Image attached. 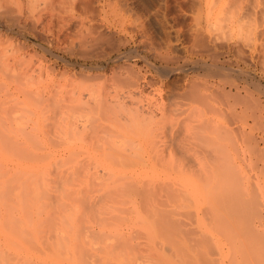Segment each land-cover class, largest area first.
I'll return each instance as SVG.
<instances>
[{"label": "rangeland", "instance_id": "obj_1", "mask_svg": "<svg viewBox=\"0 0 264 264\" xmlns=\"http://www.w3.org/2000/svg\"><path fill=\"white\" fill-rule=\"evenodd\" d=\"M0 16L6 21L9 16L18 18L15 25L9 22L6 25L4 20L1 22L5 26L0 24V66L5 62L11 66L9 74L0 76V157L9 158L4 168L12 170L11 174L16 171V164L24 166L26 173L21 182L29 185L25 192L13 189V194L22 201L25 198L31 200L36 190L43 189L42 181L48 185V194L51 195L58 185L83 189L91 184L92 175L98 170L104 179L107 169L94 167L92 161L100 157V153L106 154L103 151L105 146L107 150L111 148L104 143L112 136L107 137L105 134L108 133L104 134L102 130L106 129L111 135L115 131L124 133L122 126L126 121H120V118L124 113V117L129 112L132 115L133 106L138 105L140 107L136 108H141L140 111L136 108L134 111L136 109L140 117L145 116L144 119L138 118L144 123L142 126V122L138 123L140 129L137 125L136 129L132 128L133 133L130 131L124 134L127 137L123 136L133 141L130 142L133 148L125 139L122 140L125 145L119 139L117 142L123 145L118 144L119 149L114 137L115 141L111 143V138L109 144L111 152L114 147L122 153L125 146L131 147L125 149V153L129 152L127 157L138 156L140 161L131 157L129 165L125 160L126 164L118 168L109 166L113 171L108 174H113V179L108 181L109 187L159 188L182 177L186 182L188 175L196 178L206 173L204 177L212 178L213 189L208 193L211 201L200 200L202 208L206 210V203L212 205V199L217 200L216 204L223 200L220 205L224 204L233 211L224 210L220 205L219 208L223 207L222 210L231 215L234 212V215H240L226 214L228 218L231 216L228 221L233 218V226L243 229L240 224L244 223L239 218L245 216V225L249 224V228L253 225L254 234L249 235L248 230L244 236L237 233L239 237L236 234L237 238H233L237 229L234 228V232L232 225L229 228V223L223 224L227 220L225 217L223 221L220 212V225L227 229L219 225V231L230 229L232 236L221 232L214 236L215 240L214 237L212 240L210 237L197 239L204 242L202 244L208 246V250L213 246L209 253L205 247V255L211 258L216 249L217 255L214 253L212 257L218 260L216 264H223V261L224 264H264V251L259 244L264 240V0H0ZM131 82L136 86L131 88L135 91L131 95L132 103L127 101L130 107L123 106L127 110L125 108L122 112L114 107L117 110L110 108V111L106 107L107 110L102 108L104 111H101L92 106L97 97L126 95ZM191 88L193 94L205 96L202 101L196 95L194 102L191 101ZM24 89L32 92L28 104L21 103ZM197 89L200 95L194 91ZM116 111L122 115L118 124V118H113ZM135 112L132 116L136 115ZM219 126H225V130L229 127L235 138L231 140L233 142L219 134L223 132ZM100 132L107 138L106 142L103 139V149L99 146L102 141ZM131 133H138L139 137L135 138ZM219 135L224 137V143L211 140V136L219 138ZM228 135L232 137L230 133ZM163 145L168 148L164 149ZM113 152L117 154V150ZM67 154L78 158H74L76 161L69 159ZM61 158L69 159L65 160L67 165L65 162L62 165L63 160L60 166ZM82 161L84 165L91 163V166L82 165ZM231 161L245 180H233L232 174L236 172H231ZM204 165L210 168V173L207 167L203 168ZM77 166L85 168L80 167L78 171ZM69 168L70 171L75 168V171L70 172ZM226 168L230 170L227 172ZM224 170L229 174L228 179L232 177L228 181ZM248 177L250 179L246 181ZM238 180L245 184L244 188ZM105 190L97 188L93 193L96 199L88 200L90 204L94 202L90 205L92 209L95 204L100 202L95 205L97 207L103 203ZM99 197L101 200L97 201ZM249 197L253 202L251 198L248 200ZM155 198V204L163 199L160 196L161 199ZM133 200L130 201L133 203ZM246 200L251 202L252 209ZM44 202L47 209L54 206L50 197H45ZM28 203L23 209L17 204L1 207L14 212L12 226L24 225L19 219L23 217L27 223V217H30V223L44 231L47 221L40 226L41 222L32 219V206L26 208ZM107 205L115 208L111 206L104 210L102 205L91 210L87 205L89 209L84 213L88 216L86 219L83 214L82 225L96 231L98 216L125 214L131 217V222L122 224L117 221L122 224L124 233L141 232L142 239L136 238L135 242L146 241L143 229L132 218L135 215L126 211L132 207L130 203ZM190 206L189 202L186 211L194 210ZM122 208L124 212L121 214ZM200 241L197 242L201 244ZM44 244L40 248L26 236L23 244L26 252H21L20 259L13 253L8 257L14 263L19 260V264H42L40 257L47 251ZM160 244L156 242V246H162ZM72 253L80 264H127L129 260L120 248L103 252L86 246ZM201 256L205 257L204 254Z\"/></svg>", "mask_w": 264, "mask_h": 264}, {"label": "bare ground", "instance_id": "obj_2", "mask_svg": "<svg viewBox=\"0 0 264 264\" xmlns=\"http://www.w3.org/2000/svg\"><path fill=\"white\" fill-rule=\"evenodd\" d=\"M7 11L9 13H11V10H7ZM2 20H4V17L0 16V24H1V26H5L4 24L8 25V22H9V24L16 22V20H18V18H16L15 16H9V21L4 20V24H2V22H1ZM14 25H15V23H14ZM23 25H25V24H23ZM20 27L23 28L24 26L22 27L20 25ZM10 71H11V66L7 62L3 63V65L0 66V76L9 74ZM132 83L133 82H131L130 85L127 83L129 85V86L128 85L127 86L130 89H128L126 91V93H125L126 95H124L122 93L120 96L115 95V96L110 97V98H107V97L99 98V97H97L96 99H94V103H95L94 105L95 106L92 104L91 105L93 107H95L97 110H101L102 108L106 109V107L109 109L117 107V108H120L122 110V112L125 108L127 110V107H130V106H127V103L128 102L132 103V100H131L132 96L131 95H133L135 92V91H131V88H133V86H136V85H133L135 83H133V84ZM194 86H195V84H194ZM194 86L192 85L193 89H194ZM192 88H191L192 92L190 91V94L193 96H190V94H189V97H190V99H192L191 101L194 102V98H196L198 95L196 94V92L193 94ZM197 88L200 90L199 87H197ZM234 88H237V86H235ZM198 89L194 90V91H197V93L199 94L200 92H198ZM235 90L238 91V88ZM239 91H241V90H239ZM21 92H23L22 93L23 100L21 101V103L28 104L29 99L32 97V92H30L27 89H24ZM195 95H196V97H195ZM235 95H237V94H235ZM202 96H200V97L198 96L200 99L198 97H197V99L199 101H202L203 98L205 97V96L204 97H202ZM191 97H193V98H191ZM197 99H196V101H197ZM125 104L127 107L125 106V108L123 109V106ZM82 105L84 106L85 103H83ZM137 106L138 105L133 106V107L136 108ZM139 107L140 106H138V108ZM85 108L90 109V107L89 108L85 107ZM117 108H114V111L117 110ZM134 108H132L133 109L132 115L134 114L135 111H137V110L140 111V109H141V108L140 109L136 108L137 110L135 109V111H134ZM110 111H111V109H110ZM120 111H119V113H118V111H116V112L120 115ZM142 111H144V110L142 109ZM116 112L113 114V115H116L115 117L113 116V118H114V120H116L118 118V120H117V124H118L119 118L122 117V115L119 116L116 114ZM137 113L138 112H135L136 115L132 116V115H130V112H129L128 116H126L127 118L124 117V114H125L124 113L123 117L120 118V121H123V119H124V122L126 121V124H123V125L124 126L127 125V130L124 129V126H122V129L125 131H124V133H121V132L119 133L120 137H122V139L119 137L118 132L115 131L116 129L114 130L115 132L112 135L110 132H106L105 131L106 129L105 130L103 129L102 132L104 134L108 133V134H105V135H107V137L110 138V136H112V137L116 138L115 139L116 141L113 140L112 137H111L112 141L110 140L111 138L107 140V138H105L106 136L102 137V135H104V134L102 132H100L102 134H99L100 137H99V135H98V137L101 138L102 141H101V139L98 140L99 142L101 141V144H99V146L100 147H101V145L104 146L102 144V142L104 140H105L104 142H106V140L108 142V143L106 142L104 144L110 146L111 148H112V146L109 144V140L112 143L113 141L117 142V140L119 142V139H120V141L122 143H124L122 141L123 139H125V138H123V136L127 137V135L125 136L124 134L130 133L132 128L136 129L138 123L142 122V124L140 123L141 126L144 123L143 119L145 116H141V117H143V119H142V121L141 120L139 121L138 118H141V117ZM141 115H144V113ZM226 122L228 123V121H226ZM122 123L123 122H121L119 124H122ZM229 124H230V122H229ZM119 128H121V126ZM125 128H126V126H125ZM228 128L225 130V126H223L222 128H220V126H219L220 131H221V129H223V132L219 133V134L220 135L222 134L227 139L229 137L230 139H228V141L230 140L229 142H233L234 141L233 139H235V138H234L231 130L230 129L228 130ZM139 129H140V126H139ZM119 130H121V129H119ZM234 130H236V129L234 128ZM234 130H233V132H234ZM109 131H112V130H109ZM117 131H118V129H117ZM139 131H138V133H139ZM131 132L133 133V131H131ZM236 132L239 133L238 131H236ZM115 133H117L118 135L116 136ZM132 133H131V135H133L134 137L135 136L139 137L138 133H136V135H134L135 133L134 134H132ZM228 133H230L232 135V137L230 135H228ZM235 133H234V135H235ZM220 135H219V138H217L218 133H216L215 136H217V137L215 138V137L211 136V140H213V139H215V141L219 140L218 142L224 141L223 140L224 137L220 136ZM239 135H242V133L238 134V136ZM128 140L129 139H125V142H127ZM231 140H233V141H231ZM215 141H214V143H216ZM118 142H117V145H116V143H114V144L119 148V145L121 143H118ZM130 142L133 143V141L130 139V141L127 142V143H129L128 146L131 145V147H132V144ZM205 142H206V140H205ZM222 143H224V142H222ZM114 144H112V145H114ZM123 145H125V143ZM123 145L121 144V147H123ZM135 145H136V143L134 144V146ZM217 145H215V146L217 147ZM225 145H227V144H225ZM128 146H125L124 149L122 148L123 153L119 152L117 147H114V150H117V154H114L115 152H113L114 151L113 149L111 152L110 147H109L110 149L107 150L106 149L107 146H105L103 151L106 154L100 153V155H101L100 157H95V159L92 160L93 164H95V166L93 164H92V166L107 169L106 171L108 174L113 173V171L111 169H109V166H114V167L117 166V168H118L119 166H122L123 164L125 165L126 162L129 160L132 162V160L130 158L135 157V156H131V155L129 158L127 157L126 153L128 151H126V153H125V149L128 148L130 150V148H131ZM159 146H161V145H159ZM163 146H165V145H163ZM227 146H229V145H227ZM210 147H212V145ZM165 148H168V147L165 146L164 149ZM101 149H103V147H101ZM210 149H212V148H210ZM225 149H226V146H225ZM160 150H161V147H160ZM162 150H163V148H162ZM100 151L102 152V150H100ZM109 151H110V153H109V155H107ZM158 152L160 153L161 151L158 150ZM209 152H208V154H210ZM118 153H122L123 155L118 154ZM161 153H163V152H161ZM124 154L126 156H124ZM72 156H73L72 154H69L68 158L70 159V158H72ZM123 156L127 157L128 159L127 158L125 159ZM207 156H209V155H207ZM137 157L138 156H136L135 159ZM62 158L60 160V166H61V161L64 160L62 165L64 164L65 160L69 161L68 158H64L63 160H62ZM74 158L77 159L78 157L77 158L74 157ZM74 158H72V159L75 160ZM72 159L70 162H72ZM87 160H86V162H87ZM125 160H126V162H125ZM137 160L140 161L138 158H137ZM7 161H9V158L0 157V238L2 239V242H0V264H19V260H17V263H16V261L14 263V262H12L13 260L8 256L10 253H13V254L19 256V259H20L21 252L22 251H23V253L26 252V248L23 246L24 240H26V236L28 238L32 239V241H34V243L37 246H39L40 248H41V245L45 243L44 245H45V249L47 251L43 252L42 257H40L42 259V264H80L77 262L74 254L72 252L79 250L80 247H82V249H83V247H86V246L91 248V249H94V250L102 249L103 252L107 249L120 248V250H122V253H123V255H125V257H127V255L129 256V260H128L127 264H216L218 262V260L216 261L215 258H212L213 256L217 255L215 252L216 249L214 250L215 255H213L214 253L212 252L211 253L212 257L211 258L207 257L206 256L207 254L205 255V253H207V252L209 253V251L211 250V248L213 246L210 248V250H208L209 249L208 246H206L205 244L203 245L202 243H204V242H202L200 240L205 239L207 237H210V239H211V237L216 236V234L219 235V234H221V232L223 233L224 232L223 230H221V232L219 231L220 226L222 225V224L220 225V222H219L220 212H221V216L223 213L222 217L224 218L223 221H225L226 214L231 215V213H229V212L226 213L224 210L228 209L227 211H229L231 209H230V207L226 208V206H223L224 204L220 205V203L223 200H220V201L218 200L219 203H217L218 204L217 205L216 204L217 200L212 199L211 203H213V200H214V203L216 205H213L214 203L212 205L206 203L207 204L206 210L204 208H202V204L199 203L200 200H205L207 202V199H208L209 201H211L210 198H208V193H210L211 190L213 189V188H211L212 187V182H211L212 178H210L208 176V175H210L209 174L210 170H208L210 168H208V166H207L209 163L207 165L203 166V168L207 167V171L209 172L207 175L208 178L204 177L206 175V173H204V171L206 172V170L203 169L204 171L201 172L202 176H203V173L205 174L203 177H200L201 175L200 176L197 175L196 178L194 176H192L190 178V177H188L189 176L188 175L187 178H185L186 182H184V178L182 177V179L180 178L179 181L174 180L172 182H168V184H164V185L160 186L159 188L158 187L157 188L152 187L150 189L148 187L146 188V187H142V186H141L142 188L140 187L139 189H137L138 187H135L136 188L135 189L134 187L132 188L129 186L128 187L120 186V188L116 187L115 189H113L114 187H112V186L109 187L110 185L108 184V181L113 179L112 178L113 174L111 176L108 174L105 175L106 173H103L105 175V178L103 179V178H101L102 174H99V170H98V172L96 171L93 173L92 178H91V182H90L91 184L89 186L87 185L83 189H81V188L75 189V188H68L66 186L59 187V185H58L57 187L54 188V190H53L54 194H52V195L50 193L48 194L49 187L44 181H42V188L43 189L36 190L34 192L33 197L31 198V200L29 198H25L24 201H22L18 195L13 194L12 190L16 189V190H19L22 192L27 191V189L29 188V185H27L24 182H21L22 178L25 176L26 169L24 168V166H17V164H16V167H17L16 171L13 174H11L13 172L12 170H10L8 167L4 168V163ZM68 161H66V162L68 163ZM75 161L73 163H75ZM90 161H91V159H90ZM130 161L127 163L128 165H129ZM66 162L64 165H67ZM79 162L81 165V161H79ZM84 162H85V160H84ZM84 162L82 161V165H84ZM90 164L91 163H88V164L85 163V165H87V166ZM72 165H74V164H72ZM230 165H231V172L232 173L236 172V168H235L236 166L232 165V161L230 162ZM84 166H80V167L82 169H84L85 168ZM63 167H65V166H63ZM80 167L77 166L76 170L79 171ZM70 168L68 169L69 171H70ZM90 168L91 167H89V169ZM74 169L71 171H75ZM213 169L214 168H212V171H213ZM227 169L228 168H226V171H227ZM93 170H95V169H93ZM100 170H102V169H100ZM229 170H230V168L228 169V171ZM226 171H225V174H226L225 176L227 177L226 178V180H227L229 174H227ZM216 172L214 175H216V177H217L218 173H216ZM238 172H236L234 174L230 173V174L234 175V176H232V177H234L233 180L236 178L237 179L239 178L241 180L245 178V176L241 177V175H239ZM73 173H75V172H73ZM100 173H102V172L100 171ZM193 173H194V169H193ZM104 175H103V177H104ZM209 178H210V181H209ZM231 178L229 177L228 180H230ZM256 178L257 177H255V179ZM249 179L250 178L248 177V179L246 181H248ZM241 180H238V181L240 182ZM254 181H256V180H254ZM213 182H216V181H213ZM229 182L231 183L232 180ZM234 182L236 183L237 181L235 180ZM258 182H259V180H258ZM32 185L36 186L35 184H33V182H32ZM241 185H242L241 188H244L245 184L242 181H241ZM235 186H237V185L235 184ZM251 186L253 187V183H251ZM258 186H255V187H258ZM239 187H240V185H239ZM250 187H249V189H250ZM97 188H99V189H105L106 188V190H107V191L105 190V193H104L106 196L104 194L102 195L104 204L101 202V205H98V206H102V205L104 206L106 204L104 206V210L109 209V207H111V206L113 209L115 208L113 205H110V206L107 205L109 203L114 204L116 206V204H123L124 205L125 203L127 204V202H128L132 205V207L130 206L131 207L130 209H128V210L125 209V210L128 211V213L130 212V213H133L135 215L132 218H134L136 220V221L134 220V222L138 223L140 225L141 229H143V231H144L143 237L146 240L145 242H144V240H140L141 244L138 241L135 242V240H137V239H140V238L142 239L141 232H139V234H141V236L138 234V231L136 232L137 234L132 233V232L130 234L129 233L125 234L124 231L121 229L122 224H124L128 221L131 222V217H127V216H125V214L124 215L122 214L124 212L123 208L121 211V214L123 216L118 215V214H115L114 215L115 217L111 214H108L109 217H106V216L99 217L98 216V220H96V222L98 223V229L96 231L91 229V226H90L91 230H89V227L82 225V223H81L82 218L81 217L85 218V216L88 214V213H86V214L84 213L85 209H89V206L90 205L92 206L94 204V202H93V204H90L88 200L92 199V198L96 199V197H94L95 194H93V193L97 190ZM253 189H254V187H253ZM98 196H100V195H98ZM159 196L163 199L159 198ZM45 197L46 198L50 197V199L54 202V206L52 208L47 209L46 203L44 202ZM100 197L97 198V201H98V199L101 200ZM155 197H158L159 199H161L160 201L159 200L157 201L158 203L155 201L156 204L154 203V199H157ZM250 198L252 201V197H249L248 200H250ZM131 199L132 200L134 199L133 203L130 201ZM215 200H216V202H215ZM30 201H31V203H30ZM189 202L191 204L190 207H192V209H194L192 212L186 211V208H187ZM26 203H28L26 208H28L30 205L32 206V211H31L33 213L32 219L35 218L36 221L41 222L40 226L44 222L47 221V224H46L47 229L45 228L44 231L42 228L36 229L30 223V221H31L30 217H27V223L23 217L19 219L23 222L24 225H22V224H19L18 226H12L11 225V222H13L11 220L14 219V217H12L14 212L9 211V210H3L1 206L9 208L10 205L17 204L20 206L21 209H23ZM86 203L89 206H87ZM245 203L249 204V206H251V204H250L251 202H249V201L247 202V200H246ZM97 204H100V202ZM97 204H95V205H97ZM85 205L88 208H86ZM95 205H94V207H95L94 209H96L98 207V206L96 207ZM219 205L223 206L225 209L222 210L223 207L221 209V207L219 208ZM91 206H90V208H91ZM246 206H245V211L247 209ZM92 208H91V210H94ZM237 209L238 208H236V210ZM251 209H252V206H251ZM220 210H222V211H220ZM239 210H241V209H239ZM239 210H237V211H239ZM231 211H233V209ZM235 213L236 212H234V214ZM83 214L85 216H83ZM246 214H248V213H246ZM126 215H127V213H126ZM233 215H231V216H233ZM236 215H234V216L240 217L239 214L237 216ZM87 216H86V219H87ZM231 216H229V218ZM222 217H220V218L223 219ZM243 217L244 218H242V219L239 218L244 223V224H240V226L243 227V229L239 228V227H238L239 229H237V226H233V218H232V221H230V222H232V224L228 221L229 220L228 217H226L227 221L225 223H223V224L229 223L228 224L230 226L229 228H231V225H232L233 226L232 231H234L235 229H237V230L242 229L243 232H241L242 230L239 232L236 230V232L234 231L235 233H233L229 228L228 229L230 231L226 230L225 232L230 233V234L233 233V236L231 234V236L233 238H235V237L237 238V236H238L237 233H239V236H241V237L247 233L249 235L252 234L253 233L252 230H254V229H252L253 225H251V227H250L251 229H250L248 227V226H250L249 224H248V226H247V224L245 225V221L243 220V219H245V216H243ZM234 220H236V219L234 218ZM249 220H250V222H253V219H249ZM117 221L121 222L122 224H119ZM236 221H239V220L237 219ZM236 221H235V223H236ZM83 222H84V220H83ZM221 222H222V220H221ZM239 222H241V221H239ZM97 223H95L96 226H97ZM228 225H226V226H228ZM82 226H83V228H81ZM222 226L225 227L224 225H222ZM222 226H221V228H222ZM225 228L227 229V227H225ZM225 228H224V230H225ZM248 230H250V232H247ZM129 231H130V229H129ZM25 232H27V235H25ZM45 233L48 234V236L46 235L45 240H44L43 236ZM133 234H135V235L133 236ZM234 234H235V236H234ZM236 234H237V236H236ZM24 235H25V237H24ZM136 236H139V237H136ZM259 237H261V236H259ZM261 238H263V236ZM197 239H200V240H197ZM214 240H215V237H214ZM197 241H200L202 245ZM217 241H218V239H217ZM156 242H157V244L161 243L160 245H162V246L157 245L159 248L161 247L160 249L157 248ZM261 243H259L260 247L261 248L263 247L262 250L264 251V246ZM192 244H193V246H192ZM201 246H204V248H202ZM205 247H207L206 248L208 250L207 252H205L206 251ZM198 250H201V252H198ZM203 250H205V251H203ZM201 254L202 255L204 254L205 257H202ZM211 255H209V256H211ZM15 259H17V257ZM223 264H224V261H223ZM256 264H257V262H256Z\"/></svg>", "mask_w": 264, "mask_h": 264}]
</instances>
